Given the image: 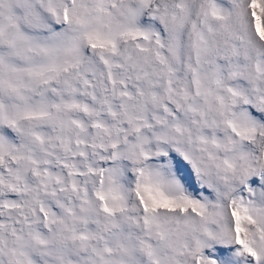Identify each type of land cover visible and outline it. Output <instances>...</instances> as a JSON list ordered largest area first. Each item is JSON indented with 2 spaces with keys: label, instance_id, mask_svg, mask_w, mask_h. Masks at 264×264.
<instances>
[{
  "label": "snow or ice",
  "instance_id": "snow-or-ice-1",
  "mask_svg": "<svg viewBox=\"0 0 264 264\" xmlns=\"http://www.w3.org/2000/svg\"><path fill=\"white\" fill-rule=\"evenodd\" d=\"M0 264H264V0H0Z\"/></svg>",
  "mask_w": 264,
  "mask_h": 264
}]
</instances>
